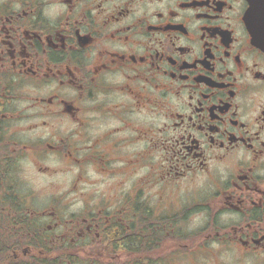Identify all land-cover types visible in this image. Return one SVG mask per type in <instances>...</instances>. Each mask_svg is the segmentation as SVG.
<instances>
[{"label":"flooded vegetation","instance_id":"af4514ba","mask_svg":"<svg viewBox=\"0 0 264 264\" xmlns=\"http://www.w3.org/2000/svg\"><path fill=\"white\" fill-rule=\"evenodd\" d=\"M8 263L264 264V0H0Z\"/></svg>","mask_w":264,"mask_h":264},{"label":"rangeland","instance_id":"374dc122","mask_svg":"<svg viewBox=\"0 0 264 264\" xmlns=\"http://www.w3.org/2000/svg\"><path fill=\"white\" fill-rule=\"evenodd\" d=\"M64 180H68L70 178V175L69 174H66L65 176L62 177ZM54 190L52 188H50V191H49V194L53 193Z\"/></svg>","mask_w":264,"mask_h":264},{"label":"trees","instance_id":"16d2710c","mask_svg":"<svg viewBox=\"0 0 264 264\" xmlns=\"http://www.w3.org/2000/svg\"><path fill=\"white\" fill-rule=\"evenodd\" d=\"M8 264H11V263H8Z\"/></svg>","mask_w":264,"mask_h":264}]
</instances>
